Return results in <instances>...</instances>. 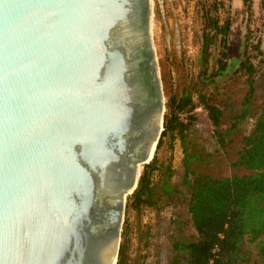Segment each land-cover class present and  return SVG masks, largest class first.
I'll return each mask as SVG.
<instances>
[{"label": "water", "instance_id": "95a60500", "mask_svg": "<svg viewBox=\"0 0 264 264\" xmlns=\"http://www.w3.org/2000/svg\"><path fill=\"white\" fill-rule=\"evenodd\" d=\"M152 16V0H0V264L117 263L163 130Z\"/></svg>", "mask_w": 264, "mask_h": 264}, {"label": "rangeland", "instance_id": "374dc122", "mask_svg": "<svg viewBox=\"0 0 264 264\" xmlns=\"http://www.w3.org/2000/svg\"><path fill=\"white\" fill-rule=\"evenodd\" d=\"M152 1V37L164 96V115H170L174 111L172 102L182 97L189 96L191 102L178 114V120L187 126L184 140L176 131L160 135L153 155L155 169L150 176V204L134 208L130 206L131 194L127 197L116 264H171L174 243L195 237L187 212L188 181L199 174L226 177L247 173L233 163L243 148L242 137L253 129L252 115L264 96V0ZM215 12L220 23L226 19L231 23L227 38L229 70L218 76L214 73L221 51L219 39L208 49V60L200 51L203 17L205 13L215 16ZM258 41L261 54L255 48ZM245 48L256 70L254 98L249 114L232 128L226 145L221 147L200 96L220 107L222 128L228 129L236 122L247 85L246 76L241 71L235 72V68ZM143 169L144 166L141 173Z\"/></svg>", "mask_w": 264, "mask_h": 264}, {"label": "trees", "instance_id": "16d2710c", "mask_svg": "<svg viewBox=\"0 0 264 264\" xmlns=\"http://www.w3.org/2000/svg\"><path fill=\"white\" fill-rule=\"evenodd\" d=\"M215 13V16L205 13L203 17L200 51L201 56L208 60V49L219 39L221 51L214 73L218 76L229 70L227 38L231 23L229 19L220 23L217 12ZM258 46L259 41L255 48L261 54ZM238 71L246 76L247 92L242 102V111L230 128L221 127L223 112L220 107L211 103V99L200 96V102L221 147L226 145L232 128L249 114L254 98L256 70L247 54V48L235 68V72ZM190 102L189 96L172 102L174 111L170 115H164L162 135L176 131L178 137L184 140L187 126L178 120V114L187 109ZM252 118L253 129L242 137L243 148L233 163L234 167H242L247 173L226 177L199 174L188 181L190 194L187 212L195 237L189 241L174 243L171 264H264V96ZM158 144L159 142L157 146ZM153 161L154 157L144 165L137 188L129 198L131 207L137 208L151 202L150 176L155 169ZM189 172L187 168L186 174L189 175Z\"/></svg>", "mask_w": 264, "mask_h": 264}, {"label": "bare ground", "instance_id": "6f19581e", "mask_svg": "<svg viewBox=\"0 0 264 264\" xmlns=\"http://www.w3.org/2000/svg\"><path fill=\"white\" fill-rule=\"evenodd\" d=\"M155 150H156V149H155V146H154L153 152H152V154H151L152 158H153V155H154ZM151 156H150V157H151ZM151 160H152V159H150L149 162H150Z\"/></svg>", "mask_w": 264, "mask_h": 264}]
</instances>
